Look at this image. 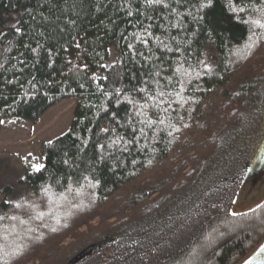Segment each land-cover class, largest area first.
Masks as SVG:
<instances>
[{
    "label": "trees",
    "instance_id": "obj_1",
    "mask_svg": "<svg viewBox=\"0 0 264 264\" xmlns=\"http://www.w3.org/2000/svg\"><path fill=\"white\" fill-rule=\"evenodd\" d=\"M261 25L264 0H0V128L75 99L68 129L22 163L25 195L0 189V264L249 257L264 201L230 210L264 137ZM250 114L262 120L245 158L198 185Z\"/></svg>",
    "mask_w": 264,
    "mask_h": 264
},
{
    "label": "rangeland",
    "instance_id": "obj_2",
    "mask_svg": "<svg viewBox=\"0 0 264 264\" xmlns=\"http://www.w3.org/2000/svg\"><path fill=\"white\" fill-rule=\"evenodd\" d=\"M114 59L115 52L111 48L104 65L107 66ZM214 62L213 50L209 46L205 47L202 64L206 68H211ZM71 68L75 69L76 64L73 63ZM74 106L75 99H65L50 107L36 122L22 121L3 125L0 128V189L6 185L12 188V193L8 198L9 202L16 203L25 195V187L20 179L23 175L22 163L25 162L26 157L28 155L37 157L44 142L52 140L68 129L73 119ZM261 120L262 117L259 114H253V116L250 114L244 117L239 128L220 143L215 155L208 161L203 174L199 177L198 185H211L221 177V173L223 174L231 168V165L241 163L249 149L247 146L243 147L242 144L246 145V137L257 138ZM235 153L242 155V158L233 161L232 158Z\"/></svg>",
    "mask_w": 264,
    "mask_h": 264
},
{
    "label": "crops",
    "instance_id": "obj_3",
    "mask_svg": "<svg viewBox=\"0 0 264 264\" xmlns=\"http://www.w3.org/2000/svg\"><path fill=\"white\" fill-rule=\"evenodd\" d=\"M264 201V157L247 170L231 205L232 214L249 211Z\"/></svg>",
    "mask_w": 264,
    "mask_h": 264
},
{
    "label": "water",
    "instance_id": "obj_4",
    "mask_svg": "<svg viewBox=\"0 0 264 264\" xmlns=\"http://www.w3.org/2000/svg\"><path fill=\"white\" fill-rule=\"evenodd\" d=\"M263 157H264V140L263 142L260 143L249 167H251L252 163L256 162L258 158L262 159ZM241 264H264V241Z\"/></svg>",
    "mask_w": 264,
    "mask_h": 264
},
{
    "label": "snow or ice",
    "instance_id": "obj_5",
    "mask_svg": "<svg viewBox=\"0 0 264 264\" xmlns=\"http://www.w3.org/2000/svg\"><path fill=\"white\" fill-rule=\"evenodd\" d=\"M150 3H163V0H149ZM211 3V0H209V4ZM256 24H260V21H255ZM262 27H264V25H261ZM161 95H163V93H161ZM36 170L39 171L40 168L42 167V165H37L35 166Z\"/></svg>",
    "mask_w": 264,
    "mask_h": 264
}]
</instances>
